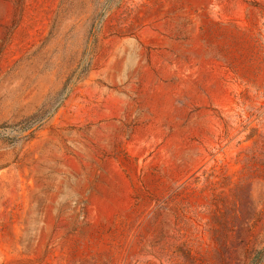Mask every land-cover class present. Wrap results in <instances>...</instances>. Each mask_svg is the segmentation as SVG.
Returning a JSON list of instances; mask_svg holds the SVG:
<instances>
[{
    "label": "rangeland",
    "instance_id": "374dc122",
    "mask_svg": "<svg viewBox=\"0 0 264 264\" xmlns=\"http://www.w3.org/2000/svg\"><path fill=\"white\" fill-rule=\"evenodd\" d=\"M0 264H264V0H0Z\"/></svg>",
    "mask_w": 264,
    "mask_h": 264
}]
</instances>
